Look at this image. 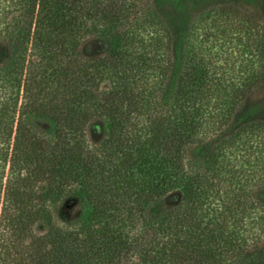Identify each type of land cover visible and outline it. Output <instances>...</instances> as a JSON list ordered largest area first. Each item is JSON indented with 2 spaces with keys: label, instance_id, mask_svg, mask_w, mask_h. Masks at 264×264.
<instances>
[{
  "label": "trees",
  "instance_id": "1",
  "mask_svg": "<svg viewBox=\"0 0 264 264\" xmlns=\"http://www.w3.org/2000/svg\"><path fill=\"white\" fill-rule=\"evenodd\" d=\"M177 1L0 0V264H264V23L238 81Z\"/></svg>",
  "mask_w": 264,
  "mask_h": 264
},
{
  "label": "rangeland",
  "instance_id": "2",
  "mask_svg": "<svg viewBox=\"0 0 264 264\" xmlns=\"http://www.w3.org/2000/svg\"><path fill=\"white\" fill-rule=\"evenodd\" d=\"M214 0H178L177 6L182 13L192 14L197 30L195 44L201 50L205 59L210 57L214 67H221L226 70L232 79L242 81L247 71L250 58L253 68L257 65L247 49L246 36L238 27L236 20H228L226 25L218 28L220 24L213 22V15L204 16V8ZM245 8L261 15L264 23V0H236ZM216 24V25H215ZM206 33V34H205ZM209 33V36L207 34ZM196 46V47H197ZM200 50V49H199ZM208 50V52H207ZM247 68V69H246ZM249 107L257 115L264 116V88L258 90L250 98ZM8 169V167H7Z\"/></svg>",
  "mask_w": 264,
  "mask_h": 264
}]
</instances>
